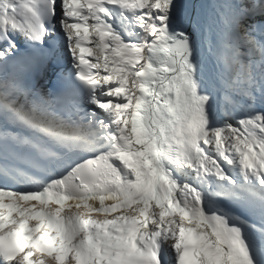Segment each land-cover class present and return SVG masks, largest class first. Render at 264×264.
Instances as JSON below:
<instances>
[{
    "label": "snow or ice",
    "instance_id": "1",
    "mask_svg": "<svg viewBox=\"0 0 264 264\" xmlns=\"http://www.w3.org/2000/svg\"><path fill=\"white\" fill-rule=\"evenodd\" d=\"M0 264H264V0H0Z\"/></svg>",
    "mask_w": 264,
    "mask_h": 264
}]
</instances>
